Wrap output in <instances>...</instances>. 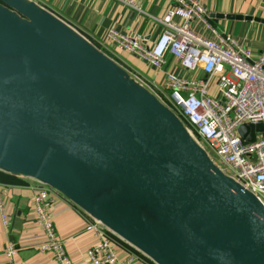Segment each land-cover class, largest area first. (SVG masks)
<instances>
[{
    "label": "water",
    "instance_id": "water-1",
    "mask_svg": "<svg viewBox=\"0 0 264 264\" xmlns=\"http://www.w3.org/2000/svg\"><path fill=\"white\" fill-rule=\"evenodd\" d=\"M239 133L255 141L263 124ZM0 171L153 264H264V200L149 83L35 0H0Z\"/></svg>",
    "mask_w": 264,
    "mask_h": 264
},
{
    "label": "built area",
    "instance_id": "built-area-1",
    "mask_svg": "<svg viewBox=\"0 0 264 264\" xmlns=\"http://www.w3.org/2000/svg\"><path fill=\"white\" fill-rule=\"evenodd\" d=\"M140 9L131 0H122ZM162 17H154L162 26L158 40L147 46L141 36H132L112 29L108 37L119 47L161 70L171 55L190 75L166 73L163 85L151 84L154 90L186 120L191 129L220 164L245 188L264 200V135L245 142L239 127L261 122L264 128V50L255 53L236 38L223 34L209 20L208 8L200 0H174ZM203 72L205 77H199ZM216 84L213 92L212 84ZM250 134V132H249ZM32 209L41 227L43 239L37 245L41 253H51L56 264H74L60 236L51 207L56 191L42 184L33 187ZM8 186L0 187L3 224L9 227L10 217L3 204ZM62 197V196H61ZM85 231L94 241L87 251L89 264H133L146 258L135 250H125L120 258L121 241L100 223L86 218ZM18 243H7L3 255L9 264L17 260Z\"/></svg>",
    "mask_w": 264,
    "mask_h": 264
},
{
    "label": "crops",
    "instance_id": "crops-1",
    "mask_svg": "<svg viewBox=\"0 0 264 264\" xmlns=\"http://www.w3.org/2000/svg\"><path fill=\"white\" fill-rule=\"evenodd\" d=\"M35 1L71 24L125 67L153 79L152 85H163L167 71L182 75L191 74L181 68L171 55L167 56L164 68L156 70L148 62L122 49L108 37L109 31L115 29L123 34L141 36L143 44L152 46L162 32V26L154 17L165 15L175 4L174 0H131L140 9L122 0ZM200 1L208 8L209 20L219 32L236 38L256 54L264 50V0ZM198 76L204 78L205 74L199 72ZM212 90L216 91L214 82ZM10 176L6 180L0 179V187L8 186V193L3 195L4 209L10 220L12 218L15 221L16 217L23 219V227L21 230L16 229L14 222L6 227L3 224L0 207V264H9L3 251L12 238L18 240L17 260L20 264H56L51 253H41L37 248L43 239L41 227L35 220L32 209L33 187L38 183L32 178ZM51 210L59 235L68 239L66 248L74 264H89L86 258L87 251L94 241L92 232L85 231L86 218L89 217L61 196L55 197ZM121 243L122 245L117 248L118 253L123 252L126 255L127 248L133 250L124 242ZM133 264L153 263L146 259L145 262L136 261Z\"/></svg>",
    "mask_w": 264,
    "mask_h": 264
},
{
    "label": "rangeland",
    "instance_id": "rangeland-1",
    "mask_svg": "<svg viewBox=\"0 0 264 264\" xmlns=\"http://www.w3.org/2000/svg\"><path fill=\"white\" fill-rule=\"evenodd\" d=\"M131 62H134V61L131 60ZM137 72H138L139 74H141L142 77L145 78L147 81H149L150 83H152V80H153V79H151L150 77H147L146 75L140 73L139 71H137ZM153 73H155V74H157V75H160V73H157V72H153ZM113 236H114V235H113ZM114 237H115V236H114ZM115 238H116V237H115ZM117 248H118V247H117ZM118 256H119L120 258H122V257L125 256V253H123V252L118 253Z\"/></svg>",
    "mask_w": 264,
    "mask_h": 264
},
{
    "label": "trees",
    "instance_id": "trees-1",
    "mask_svg": "<svg viewBox=\"0 0 264 264\" xmlns=\"http://www.w3.org/2000/svg\"><path fill=\"white\" fill-rule=\"evenodd\" d=\"M8 177H11V176L10 175H6V174L0 172V179L1 180H6Z\"/></svg>",
    "mask_w": 264,
    "mask_h": 264
}]
</instances>
